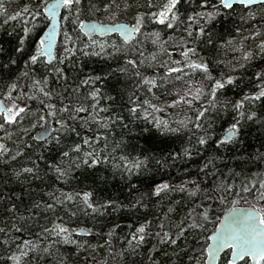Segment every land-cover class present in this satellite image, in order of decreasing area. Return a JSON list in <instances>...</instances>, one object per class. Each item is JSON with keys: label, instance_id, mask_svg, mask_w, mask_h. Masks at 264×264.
Returning <instances> with one entry per match:
<instances>
[{"label": "snow or ice", "instance_id": "6c2138e0", "mask_svg": "<svg viewBox=\"0 0 264 264\" xmlns=\"http://www.w3.org/2000/svg\"><path fill=\"white\" fill-rule=\"evenodd\" d=\"M253 3L27 0L14 5V0H0V30L8 37L7 47L0 43V57L6 58V63L0 60V162L9 168L10 179L25 186L21 193L0 190L4 264H41L45 257H53V264H70L62 245L86 253L106 248L116 264L118 258L138 255L147 258L146 264H159L152 255L157 245L175 246L172 255L182 252L189 264H218L224 250L230 252L225 264H264V169H245L264 162V142L254 154L231 157L234 166L217 163L225 159V151L243 145L248 122L264 126V115L253 107L264 102V64L253 65L264 59V9L241 15L239 25H233L235 34L228 32L227 39L215 31L224 10L236 4L247 9ZM149 24L163 30L149 31ZM97 33L117 34L122 42L98 40ZM57 44L61 54L54 51ZM78 57L112 63L84 75ZM213 65H223L224 71L214 75ZM249 67L254 70L247 90L241 89L235 100L223 97L222 90L241 82ZM109 80L115 96L101 87ZM117 97H126L127 115L124 104L120 111L113 109ZM36 104L40 112L34 111ZM229 114L224 134L214 139L216 121ZM47 115L56 117L57 135L50 137L42 127L34 138L32 131ZM136 120L147 125L138 129L141 136L178 141V147L161 149L158 155L137 151L125 138ZM116 128L124 130L118 139ZM194 156L201 158L195 175L184 168L185 178L178 184L155 178ZM101 165L127 180L124 200L100 196L95 182L71 187L78 171L90 174ZM134 177L143 179L132 183ZM173 193L183 195L174 199ZM150 205L156 214L129 225L124 236L117 235L116 222L100 223L112 212ZM81 217L94 222L91 228L79 225ZM93 232L102 244L76 238ZM150 238L156 243L138 252ZM117 239L126 242L123 247H115ZM167 259L171 264V256Z\"/></svg>", "mask_w": 264, "mask_h": 264}, {"label": "trees", "instance_id": "16d2710c", "mask_svg": "<svg viewBox=\"0 0 264 264\" xmlns=\"http://www.w3.org/2000/svg\"><path fill=\"white\" fill-rule=\"evenodd\" d=\"M27 0H14V5H22L26 3ZM214 2V0H213ZM181 8H184V5H181ZM264 9V3H259L253 6H250L249 8H245L242 5L236 4L234 5L233 10H224L222 12V15L220 18L217 19L215 23V31L222 32L224 34L225 39L228 38V32L234 33V27L233 25H239L240 23V16L246 14L247 12H252L254 14H259L260 10ZM191 10V9H189ZM11 11V9H10ZM147 30H152L153 28H157L160 30H163V26L156 25V24H149L146 26ZM9 32L11 31V28L9 27ZM19 29L17 28V31ZM227 30V31H225ZM96 39L98 40H108L111 42H122V38L119 37L117 34H111V35H105V36H98L95 35ZM8 37L7 34L0 30V43H5V46L7 47V41ZM151 50V49H149ZM55 52L57 54L62 53V49L59 48V45L57 44ZM0 60H3V62L6 63V58L0 57ZM112 62H105L101 60L98 57H78V66L83 65L84 67L81 68V72L84 75H87L92 72H99L103 68H107L109 64ZM260 64H264V59H260L253 62V65L255 67H258ZM114 66V65H113ZM213 74L216 75L221 71H224L223 65H213ZM254 68L249 67L244 71V79L239 82L237 85H229L226 86L224 90H222V96L226 97L229 100H235L242 95L241 89L247 90L245 88V84L248 81V78L252 76ZM118 79L123 80V77H119ZM114 83V81L109 80L105 82V85L101 86L103 91L107 93L108 95L115 96V92L112 91L111 84ZM130 83V82H129ZM100 86V85H98ZM120 87H123V84L120 85ZM159 94V93H158ZM142 95V94H141ZM105 103H111L110 101H105ZM124 104L125 107L123 108V114L127 115V107H126V97L124 100H121L119 97L116 98L115 103L113 104V109L116 111L121 110V105ZM254 110L257 111L258 115H264V102L258 103L253 106ZM34 111L40 112V107L38 104L35 105ZM44 113H41L43 115ZM166 115V114H165ZM51 116V115H50ZM54 120V132L51 136L57 135L56 129V117L51 116ZM231 120V115H224L222 119H218L216 121V124L214 126L215 128V135L214 139L216 137L222 136L224 134V130L227 128L228 123ZM43 125V121H40V124L35 128L31 135L34 137V133L36 130H38ZM147 125L143 120H136L133 123L129 124V128L134 129V131L127 133L125 138L128 141L130 145H133L136 147L137 151L143 149L146 153L151 152L155 154H159L161 149L164 151H168L171 148L178 147V141L173 142H167V143H161L158 139L152 140L147 139V133L144 134V136H141L138 132V129H142L146 127ZM124 131L120 128H116L114 130V133L119 138L121 132ZM244 136L243 145L237 144L235 148L232 149V151H225L224 156L225 159L223 161H218V165L223 167L224 164H228L229 166H234V161L231 159V157L235 155H240L242 153H255L256 148L259 147L261 142H264V126H261L258 122H248L243 129ZM83 134V133H82ZM50 136V137H51ZM35 138V137H34ZM77 142L79 140L78 137H74ZM37 144L39 143H45V141H38L35 140ZM71 142V141H69ZM63 143V142H62ZM211 147V145H210ZM264 150V149H262ZM131 151V149H129ZM52 155H55V151L53 150L51 152ZM200 157H193L191 160L185 162H181V164L175 166V167H169L166 169L163 173L156 174V179L159 180L162 176L163 179L169 180L172 183H180L184 178V172L182 169L187 168L191 175H195V172L197 170V166L200 162ZM245 169L250 172H257L261 169H264V162H257L253 164H246ZM112 168L111 166L107 165H101L96 170H89L90 174H81L80 171H78L75 174V180L73 181L71 187H83L86 184H93L95 182V187L97 189V192L100 196L106 197V198H112V199H120L124 200L127 196V180H121L119 176H113L112 175ZM150 175L149 173H145V176ZM9 168L5 167L2 162H0V190H8L12 189L16 191L17 193H21L22 186L18 182H15L14 180L9 178ZM107 177V179H105ZM141 178H133L132 183H138L139 180H142ZM4 181H8L7 186L5 187ZM39 182H35V184H38ZM34 184V186H35ZM42 187V185H40ZM67 187V186H66ZM34 195V194H33ZM183 194L181 193H173L171 194L172 198L174 199H181ZM22 199L27 200L28 196L22 194ZM240 205H244L241 203ZM157 208L153 205H150L147 209H140L139 211L135 210H128V209H121L117 212H112L109 215H107L106 220L102 219L100 223H105L106 221H114L117 224L120 225V227L117 229V235L118 236H124L129 231V225L133 224L137 220H141L145 215H153L156 214ZM219 215H222V213H218ZM79 225L83 228H91L92 224L94 223L90 218H84L81 217L78 221ZM104 231H107V229H103ZM209 230H213V226L209 225ZM210 234V232H209ZM22 238L26 239L28 238L27 234H23ZM77 239L81 240H88L89 243H103V241L100 239V237L96 236V234L93 232L92 234H77ZM126 242L123 240H115L114 244L116 248L123 247ZM156 241L154 239H149L145 245L142 246V249H138V252H144L147 251L152 247L153 244H155ZM178 243H180L178 241ZM175 251V246H159L157 245V249L155 252L152 253L154 259L159 261V264H169L168 262V256H171V264H189L187 260V256H185L182 252L179 254V256L172 255V253ZM61 253L63 256H67L70 264H85V260L87 258L88 264H116L111 257L108 255V252L106 248H100L96 251H92L91 249L88 250L86 253L85 251L81 250L79 252L76 251L74 245H62L61 246ZM90 253V255H89ZM229 251L226 252L219 264H225L226 257L229 256ZM4 253L0 251V264H4ZM119 264H146L147 258L144 255H138V256H125L118 258ZM41 264H53V257H45L44 260L41 262ZM238 264H242V262H239Z\"/></svg>", "mask_w": 264, "mask_h": 264}, {"label": "water", "instance_id": "95a60500", "mask_svg": "<svg viewBox=\"0 0 264 264\" xmlns=\"http://www.w3.org/2000/svg\"><path fill=\"white\" fill-rule=\"evenodd\" d=\"M259 3H262L261 0H255V3H253L251 6L253 5H256V4H259ZM111 34H114V33H107V34H102V33H97L95 35H98V36H105V35H111ZM56 49V48H55ZM54 49V51H55ZM44 115V114H43ZM42 127H47L48 128V131H49V136L52 135V133L54 132V120L53 118L50 116V115H47L46 116V119L43 120V125L35 131L34 133V137L37 138L38 137V133L41 131ZM38 141H43L41 139H37ZM241 208H244V207H247V205H240ZM82 234H87V233H82ZM228 250H224L222 251L221 253L218 254V264L222 258V256L227 252ZM230 256V254H229ZM239 263V262H238ZM249 264H251V261H249Z\"/></svg>", "mask_w": 264, "mask_h": 264}]
</instances>
